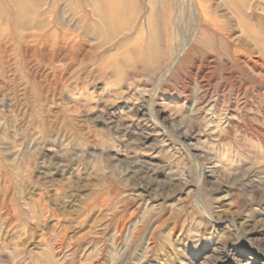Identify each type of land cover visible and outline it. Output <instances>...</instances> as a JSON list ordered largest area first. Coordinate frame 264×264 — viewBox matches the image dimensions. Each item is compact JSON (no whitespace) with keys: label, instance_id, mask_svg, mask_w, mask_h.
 <instances>
[{"label":"rangeland","instance_id":"obj_1","mask_svg":"<svg viewBox=\"0 0 264 264\" xmlns=\"http://www.w3.org/2000/svg\"><path fill=\"white\" fill-rule=\"evenodd\" d=\"M99 1L0 0V264H264V0Z\"/></svg>","mask_w":264,"mask_h":264},{"label":"bare ground","instance_id":"obj_2","mask_svg":"<svg viewBox=\"0 0 264 264\" xmlns=\"http://www.w3.org/2000/svg\"><path fill=\"white\" fill-rule=\"evenodd\" d=\"M99 1V0H98ZM100 2V1H99ZM232 2V1H231ZM16 3V2H15ZM20 3V2H19ZM111 5V4H110ZM115 6V5H114ZM107 7V6H106ZM111 7H112V5H111ZM118 7H119V5H118ZM121 7V6H120ZM99 8H100V6H99ZM109 8V7H108ZM101 11V10H100ZM24 13V12H23ZM154 45V44H153ZM155 47V46H154ZM142 54H144V53H142ZM152 54V53H151ZM154 56V55H153ZM143 57V56H142ZM145 58V57H144Z\"/></svg>","mask_w":264,"mask_h":264}]
</instances>
